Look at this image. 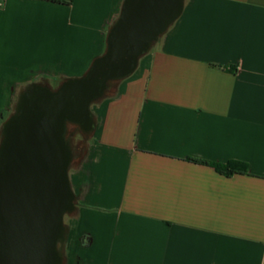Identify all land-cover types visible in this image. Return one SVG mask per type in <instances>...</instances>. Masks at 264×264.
<instances>
[{
    "label": "crops",
    "instance_id": "1",
    "mask_svg": "<svg viewBox=\"0 0 264 264\" xmlns=\"http://www.w3.org/2000/svg\"><path fill=\"white\" fill-rule=\"evenodd\" d=\"M125 2L0 0V145L29 87L104 55ZM97 103L70 176L81 264H264V0H185Z\"/></svg>",
    "mask_w": 264,
    "mask_h": 264
},
{
    "label": "water",
    "instance_id": "2",
    "mask_svg": "<svg viewBox=\"0 0 264 264\" xmlns=\"http://www.w3.org/2000/svg\"><path fill=\"white\" fill-rule=\"evenodd\" d=\"M185 0H126L104 55L80 78L54 89L34 84L6 121L0 145V259L2 264H68L66 214L77 211L65 136L94 119L93 103L115 92L180 16ZM28 107L30 111L28 112ZM92 130L87 134H91Z\"/></svg>",
    "mask_w": 264,
    "mask_h": 264
},
{
    "label": "rangeland",
    "instance_id": "3",
    "mask_svg": "<svg viewBox=\"0 0 264 264\" xmlns=\"http://www.w3.org/2000/svg\"><path fill=\"white\" fill-rule=\"evenodd\" d=\"M157 45V42L155 43L154 47ZM117 86L118 84L116 85L115 87V91L117 90ZM93 105H98V103H94ZM92 109V107H91ZM87 137L84 138L85 141L84 143H86V147L88 146V138L89 136L86 135ZM81 139H83V135L81 132H77L75 135H74V138H73V141H72V146L75 145V143L81 141ZM88 148V147H87ZM74 165L75 163L72 162L71 163V166H70V169H69V175L72 176L73 175V171H74ZM77 215L72 214V215H69V214H66L65 217H64V222L66 225H68L69 229H70V236H69V239L67 241V244H66V247H65V255H67V258H68V264H81L80 263V260L78 259L79 256L77 254V249L79 248V243L77 241V238L75 236V230H74V227L76 225V222H77ZM83 264V263H82Z\"/></svg>",
    "mask_w": 264,
    "mask_h": 264
},
{
    "label": "flooded vegetation",
    "instance_id": "4",
    "mask_svg": "<svg viewBox=\"0 0 264 264\" xmlns=\"http://www.w3.org/2000/svg\"><path fill=\"white\" fill-rule=\"evenodd\" d=\"M38 88H42L43 86H45L44 84H38ZM28 112L30 111V108L28 107ZM17 113V110L15 112V114ZM83 127H78V126H73L72 128L68 129L66 132V136L65 139L67 142H69L71 144V147L73 149V154H74V159L73 162L77 163L78 161H80L83 157L84 154L86 153V143H84L85 139L87 136V134L93 129L94 127V119H90L89 121L83 123L82 125ZM77 132H81L83 135V139H81V141L75 143V145L72 146V141L74 138V135ZM0 264H2V261L0 259ZM11 264H30L29 261L24 260L21 263H16V262H12Z\"/></svg>",
    "mask_w": 264,
    "mask_h": 264
},
{
    "label": "trees",
    "instance_id": "5",
    "mask_svg": "<svg viewBox=\"0 0 264 264\" xmlns=\"http://www.w3.org/2000/svg\"><path fill=\"white\" fill-rule=\"evenodd\" d=\"M190 160L194 162L202 163V164H209L213 166L216 170H218L220 173L228 175V176H232L237 173H248L249 172L248 164L240 160H230L226 163H213V162H209L206 160L195 159V158H190Z\"/></svg>",
    "mask_w": 264,
    "mask_h": 264
}]
</instances>
